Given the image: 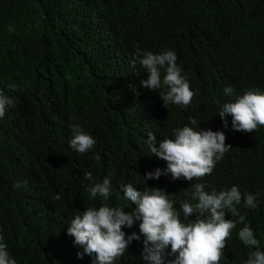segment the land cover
<instances>
[{"label":"trees","instance_id":"16d2710c","mask_svg":"<svg viewBox=\"0 0 264 264\" xmlns=\"http://www.w3.org/2000/svg\"><path fill=\"white\" fill-rule=\"evenodd\" d=\"M137 48L177 54L197 92L187 108H167L141 85L148 73L132 63ZM229 86L232 97L224 94ZM0 89L14 100L0 118V234L17 264H96L95 254L77 255L83 248L67 234L75 215L105 202L90 198L85 172L97 182L110 178L107 203L126 211L134 206L121 185L129 183L165 190L177 210L198 182L209 192L260 193L255 209L243 201L238 208L264 251V126L235 131L232 117L225 127L218 113L246 90L264 92V0H0ZM73 123L96 140L85 154L69 146ZM185 125L224 131L232 148L201 181L146 180L167 167L150 156L147 133L159 141ZM139 223L126 234L139 233ZM243 226L219 264H244L256 251L238 239ZM142 248L143 236L116 264H145Z\"/></svg>","mask_w":264,"mask_h":264},{"label":"clouds","instance_id":"9594fccd","mask_svg":"<svg viewBox=\"0 0 264 264\" xmlns=\"http://www.w3.org/2000/svg\"><path fill=\"white\" fill-rule=\"evenodd\" d=\"M137 62L148 73L147 78L141 80V85L157 91L165 107L175 104L187 108L197 95L182 74L174 51L154 54L137 48L132 63L135 66ZM8 88L15 91L16 85L9 84ZM224 94L232 97L234 89L226 87ZM13 104L12 97L0 89V118ZM218 113L225 127L228 126L227 117L231 116L233 130L254 133L259 126H264V92L260 89L246 90L234 100L225 102ZM190 124L197 125V120L190 118ZM70 127V148L78 154L89 152L96 140L79 123ZM147 137L150 156L165 161L167 167L149 171L144 175L146 180L170 175L173 181L181 178L190 182L194 179L201 181L213 172L217 162L232 148L231 144H226L224 131L188 125L173 129L171 138L158 141L153 132H148ZM84 179L92 181L86 189L90 198L99 196L105 202L98 208L87 207L69 223L67 234L74 238L75 245L83 248L77 253L80 258L85 254H95L96 264H116L132 241H140L143 236L141 257L145 264H219L232 231L238 224H244L238 232V239L245 246L256 248L244 264H264V251L259 250L260 241L251 226L244 223L246 217L238 208L243 201L245 208L255 209L260 193L242 194L238 186L209 192L205 190V183L198 182L191 184L190 195L179 200L177 210L174 207L176 202L169 199L165 190L148 186L138 190L129 183L121 185L124 200L134 206L133 210L126 211V204L117 207L107 203L113 194L110 178L97 182L91 172H85ZM25 186L26 183L21 182L14 184V188ZM53 199L60 200L61 196L55 195ZM226 213H231V219H226ZM193 216L195 219L189 220ZM137 221L140 222L139 233L127 235L124 228H132ZM0 264H17L10 256L2 234Z\"/></svg>","mask_w":264,"mask_h":264}]
</instances>
